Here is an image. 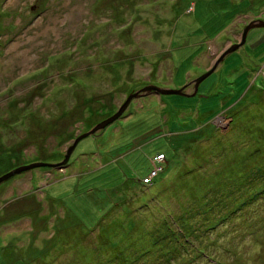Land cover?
I'll return each instance as SVG.
<instances>
[{
	"label": "rangeland",
	"instance_id": "1",
	"mask_svg": "<svg viewBox=\"0 0 264 264\" xmlns=\"http://www.w3.org/2000/svg\"><path fill=\"white\" fill-rule=\"evenodd\" d=\"M256 18L264 0H0V162L63 161L79 134L147 85L193 93ZM260 184L264 27L197 95L147 93L82 139L65 167L1 183L0 264H264V193L250 198ZM112 189L126 209L100 219L107 210L94 202ZM179 206L194 242L170 263L138 241Z\"/></svg>",
	"mask_w": 264,
	"mask_h": 264
},
{
	"label": "trees",
	"instance_id": "2",
	"mask_svg": "<svg viewBox=\"0 0 264 264\" xmlns=\"http://www.w3.org/2000/svg\"><path fill=\"white\" fill-rule=\"evenodd\" d=\"M255 137V136H254ZM253 141L259 140L258 137L255 138H251ZM252 144L254 142H251ZM255 151L251 150L250 154H254ZM163 154V153H162ZM163 157H165V155L163 154ZM39 161H46V160H39ZM48 162V161H46ZM24 164H28V163H23ZM0 165H4L0 167V176L3 175L4 173H7L8 171L18 167L15 165L9 166L8 162L2 161L0 162ZM21 166V165H20ZM161 170L163 169L160 166ZM157 169V168H156ZM161 170H158L159 172ZM158 172V173H159ZM158 175V174H157ZM155 175V176H157ZM155 177L151 178V181L154 179ZM150 181V182H151ZM120 186H116L114 189H117ZM112 189L110 192L106 191L107 193V203L102 205L99 204L97 201L96 203L94 202V205L98 208H105L107 211L106 213L100 218L102 219L104 216L108 215L110 217H113V215H117L120 212H123L122 210L126 209L123 205H117L118 204V197H115V195L113 194V190ZM169 190V189H168ZM252 196H250V198H256L257 196L261 195L264 193V184H260V185H255L252 189ZM250 195V194H249ZM199 199H202V197H200ZM253 200V199H252ZM247 199H242L239 200L238 202H234L233 207L230 208V210L225 213L222 214L219 219L217 218L215 221L211 222L210 225L208 226V228L210 227V229L216 228L218 223L225 221L227 219H230V217L238 212H240L243 208V206L247 203ZM180 209V213L179 215H171V217L168 216L166 218H158L160 219L159 221L157 220V217L154 218V223L152 224V227H150L149 229H145L144 230V238H140V242L138 241V243H143L148 241V239L150 240V247L151 249H153L152 246H161L164 250H166L165 254L169 253V255H166V259L168 262L172 263L173 261H176V259L178 257H180L182 255V253L184 252V250H190V247L192 245L193 241V236H189L188 234V225L187 223H189L190 221L188 220L190 216L187 213L182 212L183 208L182 206H179ZM196 209L199 210V207H197ZM127 211V210H126ZM128 215H130L131 220L136 221V219L132 216L131 212H127ZM156 220V221H155ZM136 223H138L136 221ZM198 235V232L196 231V234ZM197 237V236H196ZM138 240V238H137ZM141 244L138 245V247ZM141 248V246L139 247V249ZM195 248V249H194ZM193 249L196 252V255L205 253V248L202 245H197L194 246ZM124 254V253H123ZM164 254V255H165ZM162 253L160 254V257L162 258ZM195 255V256H196ZM181 263V261H179Z\"/></svg>",
	"mask_w": 264,
	"mask_h": 264
},
{
	"label": "water",
	"instance_id": "3",
	"mask_svg": "<svg viewBox=\"0 0 264 264\" xmlns=\"http://www.w3.org/2000/svg\"><path fill=\"white\" fill-rule=\"evenodd\" d=\"M256 27H264V19L262 18H256L250 22H248L242 33L241 36L239 38V41L235 44H232L230 46V48L226 49L224 52H222V54L216 59V61L214 62L213 66L208 69L203 75L197 77L196 79H194L192 82L194 84V91L193 93H188L186 92L184 89L185 87L182 88H178V89H172V88H166V87H161V86H157V85H147L146 87L133 92L131 94H129V96L127 97V99L125 100V102L122 104V106H120L119 110L113 114L112 116L102 120L101 122L97 123L92 129H90L87 132L81 133L79 134L74 141L72 142V144L66 149V154H65V158L63 161L61 162H46V161H35V162H31L28 164H24L21 166H18L10 171H8L7 173H4L3 175L0 176V184L9 180L10 178H12L15 175L24 173L26 171H30L33 170L35 168H40V167H50V168H62L65 167L69 160L70 157L72 155V153L74 152L75 148L77 147L78 143L91 135H94L95 133H97L100 130L105 129L106 127H108L109 125H111L113 122H115L117 119H119L124 112L126 111V109L128 108V106L130 105V103L136 99L139 98L141 96H144L147 93H153L156 92L159 96L161 95H168V94H178V95H182V96H195L197 95L198 92V88L200 83L206 79L209 75H211L215 69L217 68L218 64L231 52L237 50L238 48L242 47L247 40V36L248 33L250 32L251 29L256 28Z\"/></svg>",
	"mask_w": 264,
	"mask_h": 264
},
{
	"label": "built area",
	"instance_id": "4",
	"mask_svg": "<svg viewBox=\"0 0 264 264\" xmlns=\"http://www.w3.org/2000/svg\"><path fill=\"white\" fill-rule=\"evenodd\" d=\"M158 170H161V168H159V169H158V168L155 169V170L153 171L152 175H150V176L148 177V179H146V181H149V182H150V181H151V178L158 174V172H159Z\"/></svg>",
	"mask_w": 264,
	"mask_h": 264
}]
</instances>
